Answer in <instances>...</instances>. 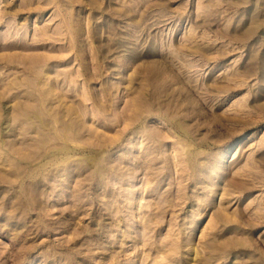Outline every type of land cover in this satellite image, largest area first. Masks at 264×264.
<instances>
[{
    "label": "rangeland",
    "instance_id": "1",
    "mask_svg": "<svg viewBox=\"0 0 264 264\" xmlns=\"http://www.w3.org/2000/svg\"><path fill=\"white\" fill-rule=\"evenodd\" d=\"M0 145V264H264V0H0Z\"/></svg>",
    "mask_w": 264,
    "mask_h": 264
},
{
    "label": "bare ground",
    "instance_id": "2",
    "mask_svg": "<svg viewBox=\"0 0 264 264\" xmlns=\"http://www.w3.org/2000/svg\"><path fill=\"white\" fill-rule=\"evenodd\" d=\"M30 69L32 70V72H33V80H32V82H33V84L34 85H36V80H38V78H39V76H42L43 75V72H41V71H39L38 69H37V67H30ZM37 87V86H36ZM36 87H34L33 88V90H30L28 93H29V96L32 98V99H36V96H35V92H34V89L36 88ZM50 88H53L52 87V82L50 81L49 82V89L47 88L46 90H40V93H41V95L43 96H45V97H47V94H45L46 92L47 93H50L49 91H51L50 90ZM49 98V97H48ZM15 108H16V115L14 116L16 119H19L20 118V116H26L27 115V113L31 110V112H32V117H33V119H32V121L34 122V123H36V121H38L39 120V106L38 105H35L32 109H29L27 106H24V104H22L21 102H17L16 103V106H15ZM71 113V112H70ZM59 121H60V123H61V125H62V129H63V131H65V133L64 134H66L67 132H69V130H71V131H78V129H80V127H78V123L73 119H70V120H68V119H64V118H61V117H58L57 118ZM33 123V124H34ZM35 125V124H34ZM38 139V138H37ZM37 139L36 138H34V144L37 142ZM3 152V155L4 154H7L5 151H3V146L1 147V145H0V155H1V153ZM16 156H15V160H16V162L15 163H17V162H19L20 160H21V157H22V154H21V151H16ZM3 155H1V156H3Z\"/></svg>",
    "mask_w": 264,
    "mask_h": 264
}]
</instances>
